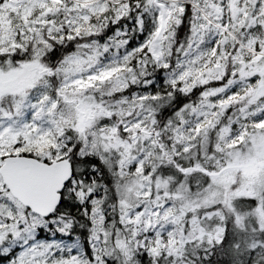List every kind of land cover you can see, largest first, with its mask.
<instances>
[{"label": "snow or ice", "instance_id": "snow-or-ice-1", "mask_svg": "<svg viewBox=\"0 0 264 264\" xmlns=\"http://www.w3.org/2000/svg\"><path fill=\"white\" fill-rule=\"evenodd\" d=\"M0 264H264V0H0Z\"/></svg>", "mask_w": 264, "mask_h": 264}]
</instances>
